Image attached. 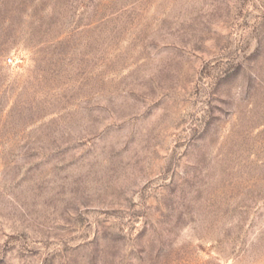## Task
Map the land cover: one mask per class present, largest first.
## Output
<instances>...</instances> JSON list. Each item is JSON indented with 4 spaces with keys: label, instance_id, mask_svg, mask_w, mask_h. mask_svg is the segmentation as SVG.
<instances>
[{
    "label": "rangeland",
    "instance_id": "rangeland-1",
    "mask_svg": "<svg viewBox=\"0 0 264 264\" xmlns=\"http://www.w3.org/2000/svg\"><path fill=\"white\" fill-rule=\"evenodd\" d=\"M0 264H264V0H0Z\"/></svg>",
    "mask_w": 264,
    "mask_h": 264
}]
</instances>
